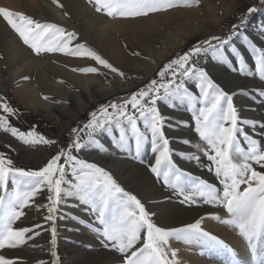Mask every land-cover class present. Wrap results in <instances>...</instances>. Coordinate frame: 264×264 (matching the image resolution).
Listing matches in <instances>:
<instances>
[{"label":"snow or ice","instance_id":"snow-or-ice-1","mask_svg":"<svg viewBox=\"0 0 264 264\" xmlns=\"http://www.w3.org/2000/svg\"><path fill=\"white\" fill-rule=\"evenodd\" d=\"M199 2L87 0L96 13L123 19L149 17L178 6H198ZM52 3L64 8L61 0ZM257 13L264 14V0H253L245 6L227 33L210 35L164 63L155 72L158 78H150L130 95L119 97V102L100 104L88 113L82 126L70 129L66 141L47 138L36 125L27 131L14 126L10 117L19 118V110L0 95V132L10 134L23 145L42 144L52 150L50 158L37 168L18 165L10 154L0 151V250L25 246L42 230L50 234L51 259L38 260L37 264H60L57 221L65 218L62 209L73 206L69 202L76 200L91 219L71 218L95 232L101 248L115 254L113 264H184L181 249L174 246V241L183 242L199 256L223 258L224 264H264V118L242 117L235 100L246 89L233 80L222 83L218 75L228 72L258 77L257 99L261 100L259 107L264 108V22L256 33L259 43L256 36L248 33ZM63 15L68 17L70 13L65 11ZM0 17L37 57L51 53L86 57L125 77L102 54L81 42L75 31L2 7ZM131 55L141 54L133 51ZM71 70L104 74L95 66ZM181 106L191 113L192 131L198 137L196 141L182 140L184 145L194 144L196 148L187 159L206 168L217 183L175 162L177 150L164 130L176 127L170 124L175 117L166 109ZM184 124L180 121V125ZM106 139L121 152L134 153L133 158L168 190L166 199L176 198L189 207L203 204L212 210L197 213L191 222L174 224L162 220L138 194L123 186L110 168L84 155L93 150L105 152ZM146 145H150L148 159L142 155ZM197 153H202L209 163H201ZM179 155L184 158L185 153ZM33 212L42 217V222L26 224ZM207 220L236 232L245 255L206 228ZM0 264H19V258L0 252Z\"/></svg>","mask_w":264,"mask_h":264},{"label":"rangeland","instance_id":"rangeland-1","mask_svg":"<svg viewBox=\"0 0 264 264\" xmlns=\"http://www.w3.org/2000/svg\"><path fill=\"white\" fill-rule=\"evenodd\" d=\"M22 1L27 2L36 11L44 14V17L39 16L40 18L34 17V19L41 22L56 23L65 27L68 31H73L72 28H76L77 31L75 32L78 33L81 42H86L91 49L102 54L109 60L110 63L113 64V66L119 68L125 73L124 78L114 74L117 78V82L129 80L134 81L136 84L128 91L115 93L103 100L83 106V112H79L77 102V96H81V94L77 91H69L65 98L54 97L53 99V101L56 102V106L65 109L66 113H63L64 116L59 120H57L54 116L44 117L37 112L33 105L23 101L14 92L13 85L35 81L36 71L39 68H45L49 74L55 76V73L59 71V66L69 70L73 67L78 68L92 66L90 59L88 60L86 57L65 56L61 53L42 54L37 57L26 45L23 44L19 52V57L11 60L7 57L6 48H3L2 54L0 53V95L5 96L10 104L19 110V118L10 117V122L14 126L20 127L23 131H27L32 125H36L37 131L44 134L47 138H55L61 141H66L68 139V134L72 127H75L78 124L82 126V123L87 119L88 113L95 110L100 104L107 103L109 100H117V102H119V97L130 95L132 91L138 90L139 87H142L145 83H147L150 78H158L155 77V72L174 56L182 54L193 44L207 38L210 35H221L227 33L231 25L235 22V18L240 11H242L245 6L253 3V0H233L230 10L225 12V9L222 7L224 0H200L198 6L195 3H192L191 6H178L166 12L150 14L149 17H144V19L143 17L134 18L138 20L143 19L147 22H154L157 26V33H145V36L142 37L144 39L143 41L141 37V40L139 38V41L137 42L133 39L132 43L129 44L131 47H129L126 52L128 54L127 61L126 63H122L108 57L105 53L106 51L101 49V47L94 48L93 42H90L92 40L88 38L84 25L81 23L80 19L83 14H86L87 17L99 16L98 18H101L104 16L106 21L112 22L123 20V18L107 17L103 14L96 13L93 10L94 8L87 3V0H79V3L81 2L80 4H76L72 0H61L64 5L63 11L70 13V15L66 17L69 20V25L65 26L57 22L55 18L52 17L48 9H44L43 12L30 0ZM4 6L5 5L0 4V7L6 8L9 11L29 15L23 8L21 0H16L14 7ZM174 13L179 14L178 18H175L177 21L176 25L180 23L176 27L177 29L175 26H173L175 28L174 29L172 25H167L164 23L165 20H163V18L171 19V14ZM165 14L167 16H164ZM161 22L163 23V26H161ZM262 22H264V14L257 13L249 25V35L256 36ZM167 33L168 36H172L174 38L176 37V39L183 37L187 33L189 34V38L185 40L180 49L169 53L165 58V61L153 69L156 60L152 58L149 49L153 51L156 50V48H167L170 44V41L166 36ZM256 39L259 43L260 40L258 36H256ZM133 51L139 52L141 55L133 56L131 55ZM26 54L32 55V60L35 64L30 68H24V72L16 76L15 80L12 81L14 74L13 71L21 70L23 68L25 63L24 56ZM136 65H140L141 67L136 68ZM146 71H150L151 74L146 80H143L141 79V75ZM218 75L222 83L233 80L235 83H239L246 89L244 94L237 97L235 100L242 117L255 119L264 118V108L259 107L261 100L257 99L260 90V81L258 77H243L237 76L235 73L229 74L228 72H222ZM24 77H28V79H24ZM110 82L112 81L110 80ZM70 85L72 88L76 90L78 89V87L74 84ZM41 95L42 97L47 96L51 99V94L49 92L42 91ZM166 112L171 113V115L175 117V119L170 121V124L176 125V127H166L164 129L166 135L172 138L171 146L177 150L175 154V162L181 168L195 175L202 176L203 178L208 179L209 182L217 183L212 173L208 172L206 168H200L197 166L195 161H189L187 159V155L192 152H196V148L194 144L184 145L182 140L184 138H192L193 141L198 139L196 134L192 131L191 113L186 111L183 106L175 109H166ZM74 114H76L75 117H73ZM180 121H185L186 124L180 125ZM248 131H251V129H248ZM116 135H118V133ZM6 144L9 145V147H5L4 145ZM149 149L150 145H146L145 151L142 153L144 159H148V156L150 155ZM0 151L10 154L18 165L32 168L42 166L43 162H46V159L50 158V153L52 152L51 148L42 144L23 145L14 137H11L10 134H5L4 138L0 140ZM179 152L185 153L184 158L180 157ZM197 154L201 156V163H209L206 158L203 157L202 153ZM84 155L89 159V161H98L105 167H107L110 163L117 161L120 162L119 170L115 171L110 167L107 168H110L115 173L116 177L123 186L131 189L134 194H138L139 198L147 202V204L152 207L165 222L174 224H179L180 222H191L193 217L197 216V213L203 215L212 210L210 206L203 204L189 207L181 205L179 200L176 198L171 200L166 199L165 197L168 194V190L162 188L160 182L147 172L145 166L133 158L134 153L129 155L121 152L118 148L111 144L106 146L105 152L100 153L93 159L90 158V152L85 153ZM69 203L73 206L64 207L62 211L65 213V218H61L57 221L58 237L56 251L60 264H100V262H104V264H113L115 254L101 248L99 242L97 241L95 232L90 230V228L85 224L78 223L76 219L71 218L77 217L81 220L88 221L91 219V214L85 212L84 206L79 205L78 201L72 200ZM36 220H40L42 222V217H38L35 212L30 213L26 224H31ZM49 241L50 234L41 230V235L35 237L32 241H28L27 245L20 246L17 249L0 250V252H3V254L9 258H19V264H37V261L41 259L47 262L51 259ZM33 244L37 246H30Z\"/></svg>","mask_w":264,"mask_h":264},{"label":"bare ground","instance_id":"bare-ground-1","mask_svg":"<svg viewBox=\"0 0 264 264\" xmlns=\"http://www.w3.org/2000/svg\"><path fill=\"white\" fill-rule=\"evenodd\" d=\"M15 1L16 0H0V4H3L8 7H14ZM30 1L34 3L43 12L44 9H48L52 17L55 18V20L60 24H63L65 26L69 25V20L63 15L64 13L63 9L53 4L52 0H30ZM72 1L76 4L81 3V2L79 3V0H72ZM232 2L233 0H224V2L222 3V7L225 9V12H228L230 10V7L232 6L231 5ZM21 4L25 9V11L27 12V14H29L33 18L34 17L40 18L39 16L44 17V14H42V12L36 11L27 2L21 0ZM164 16L167 15L165 14ZM178 16L179 14L177 13L171 14V19L163 18V20H165L164 23H166L167 25H172V27L175 26L176 28L180 24L179 23L178 25H176L177 21L175 20V18H178ZM98 17H91V16L87 17L86 14H83L80 19L81 23L84 25L85 32L87 33L88 38L92 40L90 42H93L94 48L101 47V49L106 51L105 53L108 55V57L122 63L123 62L126 63L127 61L128 54L126 52L127 49L131 47L129 46V44L132 43L133 39L137 42L139 41L140 37L142 38L143 36H145V33L149 32V34H154L157 29V26L155 25L154 22H147L146 20H143L144 17L142 20L133 18V19H123L116 22L106 21L104 19V16L101 18ZM161 26H163V23L161 24ZM72 29L73 31H77L76 28H72ZM166 36L170 41L169 42L170 44L167 48L164 49L156 48V50L153 51L149 49L152 58L156 60L153 69H155V67L161 64L163 61H165V58L169 53L177 49H180L184 44L185 40L189 38V34L187 33L183 37L178 36L179 38L177 39L176 37L174 38L172 36H168V33ZM143 40L144 39L142 38V41ZM21 46H23V42L19 40L18 36L11 30L10 26L7 25V22L4 21L2 17H0V53L2 54L3 48H6L7 57L13 60L19 57ZM24 57H25L24 66L21 70L13 71L14 74L12 81L15 80L16 76L24 72V68L26 69L30 68L35 64L34 61L32 60L33 59L32 55L26 54ZM91 65L101 68V71L104 74L103 75L83 74V73L81 74V73L73 72L72 70L69 69L61 68V66H59L60 67L59 71L57 73L54 72L55 73L54 76L49 74L45 70V68L43 69L38 67L39 69H37L36 71L35 81L29 83H21L19 85L14 84L13 85L14 92L23 101H25L30 105H33L41 116L44 117L54 116L57 118V120H59L64 116L63 113H66V111L63 108H59L58 106H56V102L53 101L54 97L65 98V96H67L69 91H77L78 93L81 94V96H77L78 110L79 112H83L84 111L83 106L92 104L99 100H103L112 94L128 91L129 89H131L133 86L136 85L134 81H129V80L117 82L116 80L117 78L114 76V73L110 72V70L103 69L101 66L96 65L94 61H91ZM137 67H141V66L136 65V68ZM150 74H151L150 71L149 72L146 71L144 74L141 75V79L146 80ZM110 80L112 82H110ZM61 81L63 82L61 83ZM70 84H74L75 86L78 87V89L76 90L72 88ZM42 91L49 92L51 94V99L49 100L43 99L41 95ZM75 116L76 114L73 115V117ZM4 135H5L4 133L0 132V140L4 138ZM111 144L112 143L110 139L105 140V146H109ZM99 154L97 150H93L90 152V158L93 159L97 157ZM107 167H110L115 171L119 170L120 162L117 161L114 163H110L107 165ZM205 226L206 228L211 229V231L214 234H218L221 238H224L226 242H229L230 245L234 246L242 256L245 255L244 244L242 243L237 233L234 232L230 227H226L222 224H219L215 220H207ZM173 244L175 247L181 249L180 258L184 261V264H224L223 258L209 259L206 256L202 257L197 255L195 252L190 251L187 248V246L183 244V242L174 241Z\"/></svg>","mask_w":264,"mask_h":264}]
</instances>
